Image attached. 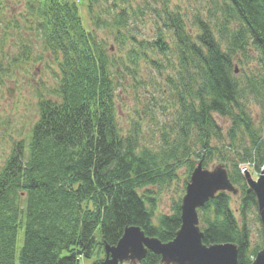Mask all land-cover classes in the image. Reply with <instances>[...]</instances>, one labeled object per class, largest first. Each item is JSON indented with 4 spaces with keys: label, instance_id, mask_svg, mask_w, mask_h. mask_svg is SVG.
Wrapping results in <instances>:
<instances>
[{
    "label": "trees",
    "instance_id": "16d2710c",
    "mask_svg": "<svg viewBox=\"0 0 264 264\" xmlns=\"http://www.w3.org/2000/svg\"><path fill=\"white\" fill-rule=\"evenodd\" d=\"M99 1L87 0L96 27L100 19L93 8ZM163 1V25L173 33L179 49L177 78L193 99L182 104L181 134L186 136L192 129L200 136L206 152L200 162L205 168L215 151L211 137L220 138L212 114L228 118V136L234 139L237 131L247 136L244 160L254 162L259 172L264 138L245 113L243 100L257 101L264 122V0H222L225 26L233 23L235 28L223 27L220 40L199 18L194 23L196 36L190 35L182 17L168 11L167 0ZM125 15L118 14V27L125 25ZM26 17L55 58L59 80L55 100H39L38 121L27 143H15L0 170V264H78L80 257L93 255L97 234L102 246H115L131 226L162 243L172 241L180 227V206L175 205L170 215L158 216L155 224L152 204L139 193L159 178L169 179V174H160L156 155L140 150L137 125L127 137L117 131L113 71L105 46L94 31L83 27L74 0H27ZM148 45L166 51L160 33L153 43L144 44ZM249 52L256 54L260 73L239 82L234 58ZM233 167L228 177L236 187L244 178ZM241 195V225L229 208L230 197L220 192L198 211L199 226L204 245L234 244L238 264H251L261 250L251 249L246 225L254 197L244 185ZM142 264H160V257L149 252Z\"/></svg>",
    "mask_w": 264,
    "mask_h": 264
},
{
    "label": "rangeland",
    "instance_id": "374dc122",
    "mask_svg": "<svg viewBox=\"0 0 264 264\" xmlns=\"http://www.w3.org/2000/svg\"><path fill=\"white\" fill-rule=\"evenodd\" d=\"M26 1L0 0L3 6L0 10V170L13 145L27 143L28 135L38 121L39 100H55L53 94L59 80L55 58L47 50L42 36L30 25L31 18L26 17ZM74 1L83 27L87 31H94L98 41L105 46L112 64L117 131L127 137L137 125L140 150L156 155L160 174H169V179L162 181L159 178L154 185L139 190L145 202L153 206L155 223L158 216L170 215L175 205L180 206L192 171L202 161L201 158L204 160L206 157L196 132L191 129L186 136L180 132L184 115L182 104L190 103L193 99L184 93L182 83L177 78L180 70L179 49L173 33L163 25L164 1L129 0L122 4L115 0H101L93 8L94 15L100 19L98 27L88 12L87 0ZM221 4L222 0H167L166 8L182 17L190 35L196 36L198 29L194 23L199 18L209 25L216 39L220 40L223 27L227 30L235 28L233 23L225 26L224 16L220 12ZM121 12L126 13L125 25L118 27L117 16ZM159 33L166 44L165 53L158 52L153 45L144 46L145 43H153ZM142 43L143 46L140 45ZM221 45L225 47L222 41ZM233 68L235 77L243 83L246 78L260 73L257 56L250 52L247 55L237 53ZM243 104L245 113L254 126L260 128L264 138L263 116L257 101L247 97ZM212 117L220 130V138L211 137L210 147L215 151L204 169L211 171L223 165L231 176L235 164L238 169L247 168L244 176L250 173L251 178L257 181L264 163L257 172L253 168L254 162L244 160V151L248 149L247 136L237 131L234 139H231L228 136L231 121L218 114H212ZM243 181V184L236 185L239 188L237 195L225 192L230 197L229 208L238 225L242 224L239 214L241 187L244 185L245 190L248 188ZM246 225L251 249H263L255 207L247 215ZM21 245L20 234L17 254ZM104 259V246L97 234L93 255L90 258L80 257L78 264H99Z\"/></svg>",
    "mask_w": 264,
    "mask_h": 264
},
{
    "label": "water",
    "instance_id": "95a60500",
    "mask_svg": "<svg viewBox=\"0 0 264 264\" xmlns=\"http://www.w3.org/2000/svg\"><path fill=\"white\" fill-rule=\"evenodd\" d=\"M244 180L247 194L254 197V206L261 227L263 249L251 264H264V169L257 181L246 173ZM238 194L230 182L223 165L211 171L199 162L190 175L185 194L180 204V227L174 239L162 243L156 238L145 236L135 226L126 227L115 246H104L105 259L100 264L141 263L148 252L160 257V264H238V249L234 244H203V233L199 227L198 210L202 209L217 193Z\"/></svg>",
    "mask_w": 264,
    "mask_h": 264
},
{
    "label": "built area",
    "instance_id": "2783aa9c",
    "mask_svg": "<svg viewBox=\"0 0 264 264\" xmlns=\"http://www.w3.org/2000/svg\"><path fill=\"white\" fill-rule=\"evenodd\" d=\"M246 170H247V168H245V167L241 168V173L244 174Z\"/></svg>",
    "mask_w": 264,
    "mask_h": 264
}]
</instances>
